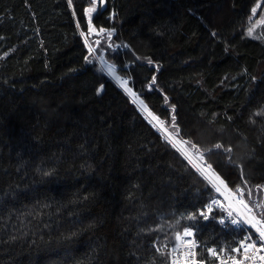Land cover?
<instances>
[{
  "label": "trees",
  "instance_id": "1",
  "mask_svg": "<svg viewBox=\"0 0 264 264\" xmlns=\"http://www.w3.org/2000/svg\"><path fill=\"white\" fill-rule=\"evenodd\" d=\"M105 6L0 0V264H168L185 228L209 262L238 234L200 216L215 192L97 58L264 210V38L247 34L264 0Z\"/></svg>",
  "mask_w": 264,
  "mask_h": 264
},
{
  "label": "built area",
  "instance_id": "2",
  "mask_svg": "<svg viewBox=\"0 0 264 264\" xmlns=\"http://www.w3.org/2000/svg\"><path fill=\"white\" fill-rule=\"evenodd\" d=\"M213 172V171H212ZM217 175V174H216ZM207 180V179H206ZM208 184L211 186L213 191L215 192L216 196L213 200H218L223 207L220 205H213L212 207L217 210L220 214L214 219L215 223L223 230L231 228L235 230L238 234L234 235L233 244L228 248L224 249L223 252L219 254V257L209 255L207 252L208 248H214L219 250L218 247H204L205 253L209 259V262L205 261V264H219L220 259H224L228 261V264H231L229 260L230 256L237 257L240 259L243 264H264V261L259 259L260 256H264V248H261V245H264V240H261L259 237V233L256 231V228H253L251 224L244 223L246 218L255 217L256 220L264 221V210L261 207V203L259 199H252L249 200L246 197V192L244 189L240 188L242 191L241 193H237L236 189H230L228 186V191L215 180V183L208 181ZM226 184V183H225ZM220 187L221 191L217 192L216 188ZM243 199L245 203L248 205L245 208L243 205L238 204L237 200ZM212 200V201H213ZM211 201V202H212ZM263 201H264V191H263ZM210 202V203H211ZM232 207H229V205ZM251 209V211H249ZM228 212L232 213V216L229 217L227 215ZM224 220V224H221L219 221L220 219ZM231 219H237L240 221L239 225H232ZM260 227V225H257ZM184 233V232H183ZM183 233H179L181 236L180 240L176 239L178 232L175 234L174 242L171 245L165 247V252L167 255L168 264H186V262L190 260H197L198 262L202 259H199L198 253L199 249L202 247L199 242L196 240L193 235L190 237H185ZM246 237H251L249 242H256L257 248L260 250H252L250 249L247 253L241 249L239 253L231 252L230 249L240 247V241L245 240ZM185 241H191V244H186ZM190 253H195V256L190 255ZM245 256H248V259H244ZM255 257L253 259L252 257Z\"/></svg>",
  "mask_w": 264,
  "mask_h": 264
},
{
  "label": "snow or ice",
  "instance_id": "3",
  "mask_svg": "<svg viewBox=\"0 0 264 264\" xmlns=\"http://www.w3.org/2000/svg\"><path fill=\"white\" fill-rule=\"evenodd\" d=\"M69 3L71 4V0H69ZM92 3L95 4L96 0H92ZM101 3H103V0H101ZM95 11H97V9L95 7L86 8L85 9V14L88 15L89 17H91L92 13L95 12ZM252 12L255 13L256 12V8H253ZM89 30L90 31L94 30V29H92V26H91V20H89ZM99 31L100 32H104L105 30L103 28H101ZM249 34H251V29H249ZM108 36H109V39H111V32L108 33ZM96 43L99 44L100 41H96ZM89 52H90V55L93 54V50L91 48L89 49ZM101 59H103V58L101 57ZM85 60L88 63H92V59H90L88 56L85 57ZM148 63L151 64L152 61L149 60ZM114 69H115V65H109L108 66V74H113L114 73ZM116 79L121 82V86L125 87L126 91L130 92L133 96H136V93L132 92V90L130 88L126 87V85L128 83L127 80H124V79H122L119 76H116ZM154 82H155V77H153V83ZM137 100L140 103V105L143 106L144 109L147 111V106L144 105V101L140 100L139 97H137ZM149 115L153 116V114L151 112H149ZM153 119H158V118L153 116ZM175 120H176V117L173 116L172 117L173 124L171 125V127H175L176 128V133L175 134L167 133L168 136L172 138V140H174L175 139V135H178L179 132H180V129L175 125ZM161 123H163V122H161ZM165 131L167 132V129H165ZM178 143H180V144L191 143V146L193 148H198V146L195 143H192L191 141L180 140ZM176 146H177V144L173 143V147H176ZM213 147L218 150V149H221L223 146L221 144L217 143ZM208 151L211 152L212 149H209ZM225 151L231 152V148L225 149ZM182 154L185 155L186 157L188 155L187 152H182ZM188 158L191 159L190 157H188ZM203 158H204L203 154H201V159H203ZM230 162L231 163H235L234 161H230ZM200 170L203 173H209L212 177H214V179L219 183V185L223 186L225 188V190L228 191V188H227V185L225 184V181L223 179H221V177L219 175H216L214 172L211 171L212 170V165L211 164H207L206 167H203ZM48 174L49 173H45V175H48ZM241 178L243 179V174H242ZM258 187H260V186H258ZM216 191L220 192L221 188L217 187ZM241 191L242 190L239 187L236 189L237 193H241ZM237 203L243 205L245 208L248 207V205L245 203V201L243 199H238ZM213 205H220V207H223V205L220 204V202L218 200H213L209 205H207L205 207V209L200 211V213H199L200 216H202L205 220H207L209 218V215L211 214V212L213 210V207H212ZM229 207H232V205L230 204ZM249 211H251V209H249ZM227 215L229 217H231L232 213L228 212ZM187 218L190 219V220H194V219H196V216L195 215H189ZM219 222L221 224H224V220L222 218L220 219ZM230 222H231L232 225H239L240 224V221H238L237 219H231ZM244 223L251 224V226L253 228H256V231L259 233L260 239L264 240V221L256 220V218L253 216L251 218H246L244 220ZM257 225H260V227H257ZM183 235L185 237L192 236L193 235L192 229L185 228ZM176 239L177 240L181 239V236H180L179 233L177 234ZM250 240H251V237H246L245 240L240 241V247L232 248V249H230V251L239 253L241 251V249H243V251L245 253H247L250 249L257 250V251L260 250V249L257 248L256 242H249ZM185 243L186 244H191L192 242L191 241H185ZM261 248H264V245H261ZM223 251H224V249H219V250L214 249V248H208L207 249V252H208L209 255L216 256V257H219V254L221 252H223ZM190 255L195 256L196 254L195 253H190ZM248 258H249L248 256L244 257V259H248ZM252 258L255 259L254 256ZM259 259L261 261H264V256H260ZM229 260L231 261V264H243V262L240 259H238L237 257L230 256ZM205 261H206V257L203 258L199 262L197 260H195V259L190 260V261L186 262V264H205ZM174 264H176V262H174ZM219 264H228V261H226L224 259H220L219 260Z\"/></svg>",
  "mask_w": 264,
  "mask_h": 264
},
{
  "label": "bare ground",
  "instance_id": "4",
  "mask_svg": "<svg viewBox=\"0 0 264 264\" xmlns=\"http://www.w3.org/2000/svg\"><path fill=\"white\" fill-rule=\"evenodd\" d=\"M102 66V64H101ZM102 69L104 70V72L107 74V76L109 78H111V80H114L118 85L119 87L123 90V92L129 97V99L135 103L138 107V109L146 116L147 120L153 125V126H156L160 131L161 133L173 144V143H176L177 146L176 148L182 153V152H187V157L185 155H183L187 160L188 162L202 175L204 176L208 181L210 182H213L215 183V179L214 177H212L209 173H203L201 172V168H203V165H202V159L200 156L198 155H195L193 154V152L184 144H180L178 143L179 140L175 137L174 140H172L171 137L168 136L167 133H170L168 130L167 132L165 131L166 128H164L163 125H161V123L157 120V119H153V116H150L149 115V111L145 110L143 106L140 105V103L138 102L137 100V97L136 96H133L130 92L126 91L125 90V87H122L121 86V82L118 81L116 79V74L113 73V74H108V65L104 64L102 66ZM127 88H129L127 85H126ZM133 92V91H132ZM188 157H190L191 159H189Z\"/></svg>",
  "mask_w": 264,
  "mask_h": 264
},
{
  "label": "rangeland",
  "instance_id": "5",
  "mask_svg": "<svg viewBox=\"0 0 264 264\" xmlns=\"http://www.w3.org/2000/svg\"><path fill=\"white\" fill-rule=\"evenodd\" d=\"M249 29H251V34H249ZM247 34L249 37L253 39H259V38H264V16L262 15L260 18H258L253 24L249 25L247 28ZM104 64H102L103 66ZM107 65V64H106ZM101 66V68H102ZM104 71V70H103ZM107 75V74H106ZM125 80V79H124ZM135 104V103H134ZM136 105V104H135ZM137 106V105H136ZM162 125V123H161ZM155 127L160 133L161 131ZM165 128V127H164ZM162 134V133H161ZM162 136L167 139L163 134ZM168 140V139H167ZM169 141V140H168ZM170 142V141H169ZM171 143V142H170ZM172 144V143H171ZM173 145V144H172ZM176 148V147H175ZM177 149V148H176ZM178 150V149H177ZM179 151V150H178ZM180 152V151H179ZM181 153V152H180ZM182 154V153H181ZM187 160V159H186ZM188 161V160H187ZM204 177V176H203ZM165 249V247H164Z\"/></svg>",
  "mask_w": 264,
  "mask_h": 264
},
{
  "label": "water",
  "instance_id": "6",
  "mask_svg": "<svg viewBox=\"0 0 264 264\" xmlns=\"http://www.w3.org/2000/svg\"><path fill=\"white\" fill-rule=\"evenodd\" d=\"M105 0H103V3H102V9H105ZM97 60H98V62H99V64L101 65V64H105L103 61H101L99 58H97ZM111 79V78H110ZM113 82L116 84V86L121 90V91H123L120 87H119V85L113 80ZM126 95V94H125ZM127 96V95H126ZM128 97V96H127ZM129 98V97H128ZM131 101V100H130ZM132 102V101H131ZM133 103V102H132ZM176 137V136H175ZM177 138V137H176ZM178 139V138H177ZM179 140V139H178ZM180 141V140H179ZM185 145V144H184ZM183 156V155H182ZM184 157V156H183ZM185 158V157H184ZM202 165H203V167H206V164L203 162V160H202ZM197 171V170H196ZM198 172V171H197ZM199 173V172H198ZM200 174V173H199ZM201 175V174H200ZM202 176V175H201ZM203 177V176H202ZM205 180H206V178L205 177H203ZM207 181V180H206Z\"/></svg>",
  "mask_w": 264,
  "mask_h": 264
}]
</instances>
